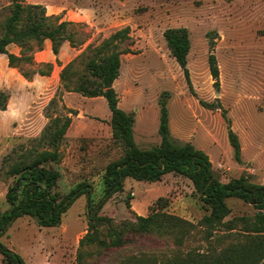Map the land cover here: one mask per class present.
Returning <instances> with one entry per match:
<instances>
[{
  "label": "rangeland",
  "instance_id": "374dc122",
  "mask_svg": "<svg viewBox=\"0 0 264 264\" xmlns=\"http://www.w3.org/2000/svg\"><path fill=\"white\" fill-rule=\"evenodd\" d=\"M25 1L43 4L47 14L53 7H61L59 18L75 23L68 30L86 38L73 58L80 69L82 59H87L95 47L116 30L130 26L132 40L120 44V48L129 52L121 55L120 76L112 86L119 95L120 107L135 115L134 136L140 147L149 148L161 142L159 101L165 99L172 137L204 150L223 182L246 174L255 183H264V0ZM10 4L11 0H0V27L11 14ZM170 27L189 30L188 67L192 86L168 48L164 32ZM32 45L34 49L26 51L32 60L20 62L30 79L36 70L48 68L46 62L35 59L39 50L36 43ZM19 49L21 55L22 48ZM211 52L216 55L220 69L219 89L214 86L209 66ZM8 66L5 58V69ZM17 71L4 74L11 80L12 89L8 92L12 106L19 104L21 111L17 115L0 113V209L10 208L6 193L14 182L5 173L4 159L16 158L30 147L32 139L39 137L56 115L71 116L72 124L61 143L62 161L46 164L61 173L55 191L65 195L79 182L86 181L93 186L92 203L96 204L104 191L106 166L124 151L123 144L113 136L106 98L66 93L60 80L58 86L49 85L44 91L38 84L27 89L28 84ZM61 92L63 102L50 104ZM217 99L227 109L232 128L239 136L242 162L235 159L222 108L209 109L200 102L217 103ZM162 197L168 200L166 211L195 223L207 213L191 179L178 173H168L160 181L128 177L123 191L115 193L101 213L117 222L135 220V213L149 214ZM127 199L131 208L126 205ZM227 202L232 210L228 218L253 216L256 212L242 199L231 197ZM87 209L88 197L84 194L63 214L59 225L43 227L35 217H19L1 240L19 252L27 264H79L80 239L89 224ZM129 237L131 242L120 249L105 248L98 252L96 246H90L92 255L87 264H117L121 256L139 251L163 258L175 249L164 237L133 234ZM199 239L189 246L204 245ZM0 264H6L1 254Z\"/></svg>",
  "mask_w": 264,
  "mask_h": 264
},
{
  "label": "trees",
  "instance_id": "16d2710c",
  "mask_svg": "<svg viewBox=\"0 0 264 264\" xmlns=\"http://www.w3.org/2000/svg\"><path fill=\"white\" fill-rule=\"evenodd\" d=\"M11 14L0 27V53L7 55L10 67L17 68L27 79L30 76L20 66L22 61L33 57L27 50H42L46 39L52 42V50L58 55L65 41L72 47L86 42L85 36L69 31L73 21L61 20L59 15L47 14L41 3H26L25 0H11ZM168 48L181 66L187 81L192 86L188 67V54L191 49L190 33L187 27H170L164 32ZM132 40L130 26L116 30L103 43L95 47L87 59H82V69L76 65V58L62 65L60 81L64 91L78 92L83 96H103L111 110L113 136L123 144L120 158L108 163L103 176L104 191L96 204L92 203L93 186L79 182L65 194L55 191L61 177L60 171L47 166L48 162L62 161L61 143L72 124L71 116L56 115L44 127L41 135L32 139V145L20 152L16 158L6 157L5 173L14 178L8 187L6 200L10 208L0 209V254L6 264H27L24 257L6 245L1 237L10 224L19 217H35L40 226L59 225L63 214L82 195L88 197L89 224L86 234L80 239L77 254L79 264H87L92 255L90 246L98 252L105 248L120 249L131 242L130 235H156L170 240L175 249L163 258L148 251L134 252L121 256L117 264H264V183H255L242 174L223 182L215 172L209 155L191 142H177L171 135L167 100L160 99L159 133L161 142L149 148L138 145L134 136L135 115L122 109L119 95L114 86L105 85L120 76L121 55L129 52L120 48L122 42ZM17 44L22 48L21 55L8 50V45ZM91 48V47H90ZM120 48V49H119ZM48 68L35 73L51 75L53 62L45 63ZM214 86L220 87V69L214 53L209 55ZM56 95L50 104L63 102V96ZM11 98L8 90L0 89V109L6 110ZM201 104L209 109L222 108L227 122L229 141L234 149L235 159L242 162V147L238 134L232 128L227 109L219 99L217 103L205 100ZM64 106V105H63ZM76 114L74 109H68ZM50 118V116H47ZM168 173L187 176L193 182L200 199L207 207V213L197 222L168 212V200L159 198L157 205L147 215L136 214L135 220L120 222L101 213L104 204L115 194L123 191L128 177L138 180L160 181ZM236 197L252 205L253 216L242 215L228 218L232 212L227 199ZM160 202V203H159ZM127 207L131 202L126 200ZM203 244L190 247L191 241Z\"/></svg>",
  "mask_w": 264,
  "mask_h": 264
},
{
  "label": "crops",
  "instance_id": "0c3cea01",
  "mask_svg": "<svg viewBox=\"0 0 264 264\" xmlns=\"http://www.w3.org/2000/svg\"><path fill=\"white\" fill-rule=\"evenodd\" d=\"M38 1V0H37ZM36 2V1H35ZM61 7H53V11H49L48 14H54L58 15L61 12ZM45 47L42 50H39L35 53V59L40 62H53L56 66L54 69V73L52 72L51 75H41L39 73H36L33 78L27 79L25 78L19 71H17V68L10 67L8 66V70L5 69V58L8 60L7 55L4 53H0V89L2 90H11L12 89V84L11 80H7L4 77L5 73L12 72V71H17L20 75V77L25 80V82L28 84L27 89L34 87L36 84L40 85L41 91H44L45 88H47L49 85H54L53 87L58 86L59 80H60V70L62 68L61 65L57 63V58L60 60L62 65H65L69 61H71L79 52L81 49H78L76 47H72L68 41H65L60 49V53L56 55L53 50H52V42L50 39H46L45 42ZM12 47V49H10ZM8 50L12 53H15L17 55L20 54V49L19 46L15 43H11L8 45ZM1 56H4L1 57ZM10 70V71H9ZM56 72V73H55ZM69 93V92H66ZM12 96L8 104V108L6 110H1V114H8L12 113V115H17L20 114L21 107H19V104H16L14 107L12 106ZM68 136V132L66 134V137Z\"/></svg>",
  "mask_w": 264,
  "mask_h": 264
},
{
  "label": "water",
  "instance_id": "95a60500",
  "mask_svg": "<svg viewBox=\"0 0 264 264\" xmlns=\"http://www.w3.org/2000/svg\"><path fill=\"white\" fill-rule=\"evenodd\" d=\"M113 85V83L109 82L105 85L106 88H110ZM220 95V92H217V97Z\"/></svg>",
  "mask_w": 264,
  "mask_h": 264
}]
</instances>
